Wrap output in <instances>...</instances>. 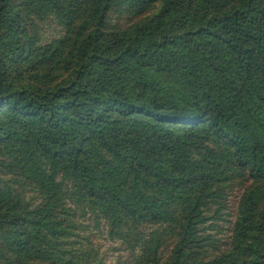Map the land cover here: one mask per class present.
Returning <instances> with one entry per match:
<instances>
[{
  "label": "trees",
  "instance_id": "1",
  "mask_svg": "<svg viewBox=\"0 0 264 264\" xmlns=\"http://www.w3.org/2000/svg\"><path fill=\"white\" fill-rule=\"evenodd\" d=\"M0 169V264H264V0H0Z\"/></svg>",
  "mask_w": 264,
  "mask_h": 264
},
{
  "label": "rangeland",
  "instance_id": "2",
  "mask_svg": "<svg viewBox=\"0 0 264 264\" xmlns=\"http://www.w3.org/2000/svg\"><path fill=\"white\" fill-rule=\"evenodd\" d=\"M117 23L124 22L125 18H114ZM62 34L61 27L52 19L48 18L39 23L40 42L44 43ZM0 177L9 179L10 176L3 173L0 169ZM249 181L239 179L237 182H229L225 188V206L219 219L210 218L203 230V234L210 237L214 243L219 246V249L226 247L229 237L232 233V227L236 216L238 201L241 193L248 186ZM79 230L77 241H81L83 246H90L96 253V258H99L103 264H131V254L127 250V246L119 239H113L103 221H95L93 215L87 213L84 216L78 217ZM170 243L167 242L162 248V256L168 254Z\"/></svg>",
  "mask_w": 264,
  "mask_h": 264
}]
</instances>
